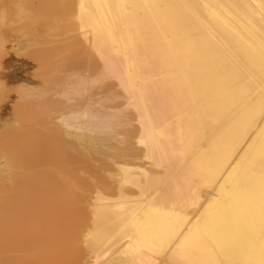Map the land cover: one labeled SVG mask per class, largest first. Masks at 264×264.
I'll return each mask as SVG.
<instances>
[{"label": "bare ground", "instance_id": "6f19581e", "mask_svg": "<svg viewBox=\"0 0 264 264\" xmlns=\"http://www.w3.org/2000/svg\"><path fill=\"white\" fill-rule=\"evenodd\" d=\"M53 1L5 73L0 264H264V0Z\"/></svg>", "mask_w": 264, "mask_h": 264}, {"label": "rangeland", "instance_id": "374dc122", "mask_svg": "<svg viewBox=\"0 0 264 264\" xmlns=\"http://www.w3.org/2000/svg\"><path fill=\"white\" fill-rule=\"evenodd\" d=\"M20 0H0V36L5 39V48H7L8 54H5L0 51V81L5 82L0 86V146L7 141L9 136H11L10 130H8L5 125V120H10L13 118L14 109L12 107V100L16 96L14 90V83L8 82L7 73L8 61L11 58V55L14 54L19 61H24L27 64L35 63L36 67H31L30 64L24 67L22 74L27 77H32L35 71L40 72L41 67H44V63L47 61L49 54L53 51L54 45L52 41L56 39L55 31L51 28V15H53L56 9L55 3L53 0H29L25 4L29 5L34 14V18L30 22L25 23V32L29 34L35 41L33 46H30L27 49H22L19 51L20 54L15 53L12 49H9L12 40L17 38L21 33L16 32V7L15 4ZM4 12V17L2 16ZM37 16V17H36ZM15 23V24H14ZM61 40V38H58ZM58 50H66L65 47L58 45ZM47 55L45 60L44 55ZM47 63H52L51 60ZM35 70V71H34ZM36 73V72H35ZM40 76V73H38ZM11 138V137H10ZM3 210L0 208V220L3 219ZM0 227V243L2 242L1 238L3 233H1ZM39 264V263H38ZM42 264V263H41Z\"/></svg>", "mask_w": 264, "mask_h": 264}]
</instances>
